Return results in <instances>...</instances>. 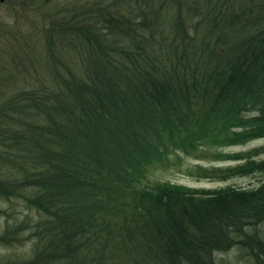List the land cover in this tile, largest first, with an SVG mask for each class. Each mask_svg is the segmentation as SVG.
Segmentation results:
<instances>
[{
	"label": "trees",
	"instance_id": "trees-1",
	"mask_svg": "<svg viewBox=\"0 0 264 264\" xmlns=\"http://www.w3.org/2000/svg\"><path fill=\"white\" fill-rule=\"evenodd\" d=\"M6 1L0 246H31L0 264H264V180L142 184L175 153L264 139V0ZM260 156L199 176L264 174Z\"/></svg>",
	"mask_w": 264,
	"mask_h": 264
},
{
	"label": "rangeland",
	"instance_id": "rangeland-1",
	"mask_svg": "<svg viewBox=\"0 0 264 264\" xmlns=\"http://www.w3.org/2000/svg\"><path fill=\"white\" fill-rule=\"evenodd\" d=\"M8 1L3 0L0 2V16L1 18H7L10 16V12L8 11ZM28 16V15H27ZM24 15L23 17H27ZM28 19V18H27ZM26 19V20H27ZM19 26L24 24L25 27L29 25L21 19L18 21ZM9 36L3 38L2 43L9 41ZM264 146V139H258L257 141L250 142L245 146L241 147H223V148H214V147H203L196 152L194 155H184L182 153L174 154L169 156V161L165 166H153L147 170V176L142 181V184H152L153 182H163V183H171L177 185H183L189 188H197L198 189H207L213 190L224 187H232L235 189H245L249 190L256 187L260 181L264 180V174H252L244 177H234L228 178L226 181H216L209 180L208 178H200L201 171L198 167L203 169H212V168H225L227 166H232L236 164V162H231L229 160L223 159V155L231 154L235 152H243L248 149H254ZM260 158H264V156H260ZM6 203L0 201V209H4L6 207ZM19 219L21 215L18 216ZM18 219V218H17ZM18 219V220H19ZM4 225V219L0 217V229L1 226ZM260 231H264V224L259 226ZM264 233H262L263 235ZM24 236V235H23ZM21 235V237L23 238ZM264 238V236H262ZM24 242L25 239L23 240ZM31 244H25L22 247L15 248H4L2 245L0 246V261L3 258L10 259L11 262L16 261L17 258H21L25 260L29 256V249ZM244 252L235 248L226 253H221L217 255L215 261L217 264H249L248 259L243 256ZM243 256V257H242ZM242 257V258H241Z\"/></svg>",
	"mask_w": 264,
	"mask_h": 264
},
{
	"label": "bare ground",
	"instance_id": "bare-ground-1",
	"mask_svg": "<svg viewBox=\"0 0 264 264\" xmlns=\"http://www.w3.org/2000/svg\"><path fill=\"white\" fill-rule=\"evenodd\" d=\"M249 229H252V228H249ZM249 231V230H248ZM252 232V231H251ZM174 233V232H173ZM257 234V233H256ZM258 236V235H257ZM180 237V236H179Z\"/></svg>",
	"mask_w": 264,
	"mask_h": 264
},
{
	"label": "water",
	"instance_id": "water-1",
	"mask_svg": "<svg viewBox=\"0 0 264 264\" xmlns=\"http://www.w3.org/2000/svg\"><path fill=\"white\" fill-rule=\"evenodd\" d=\"M3 0H0V2H2Z\"/></svg>",
	"mask_w": 264,
	"mask_h": 264
}]
</instances>
